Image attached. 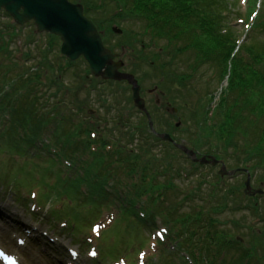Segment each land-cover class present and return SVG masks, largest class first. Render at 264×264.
I'll list each match as a JSON object with an SVG mask.
<instances>
[{"label":"rangeland","instance_id":"374dc122","mask_svg":"<svg viewBox=\"0 0 264 264\" xmlns=\"http://www.w3.org/2000/svg\"><path fill=\"white\" fill-rule=\"evenodd\" d=\"M71 1L81 4L84 2V0ZM228 1L233 3L235 0ZM243 5H247L246 0H240V6ZM230 6L232 9L234 8L232 4ZM114 8V4L105 8L95 6L89 16L92 17L91 20L97 26L106 46L112 49L117 54V58L124 62L125 66L122 70L136 76L141 86V95L145 99L159 131L171 134L177 142L184 143L189 148H196L199 156L211 153L217 155V158L222 160L229 170L245 167L243 161L248 156L245 152L246 149L227 147V150H224L225 146H220V151L211 152L209 143L215 145L217 141L203 126L200 131L201 140L193 139V132L199 128L196 124L200 120H204V112L212 95L217 94L218 100L221 91L219 87L222 86V83L219 82V79H213L212 69L208 65H203L194 78L184 80L188 77L186 65L193 56L189 52L184 54L181 52L171 62L170 58L174 56L169 51L173 50L178 45L177 43H167V41L158 40L157 37L153 38L148 34L144 36V39L141 38L146 33L144 28L147 22L144 24L136 22L137 16L123 20L120 16L111 18L115 14ZM131 13H135V11ZM12 22L13 20L6 12H0V46H7L11 52L8 54L4 49H0V199H2L0 200V248L4 255H16L21 259L22 264H70L68 260L72 259L68 249L73 248L77 253L79 252V260L75 264H191L190 256L188 257L187 253L192 257L190 245L192 238L185 234L178 236L173 224L168 220L165 223L160 216L162 224L174 236V240L171 243L166 240L168 244L159 246V239L156 238L158 234L151 230L154 227L152 219L139 217L142 209L139 210L136 205L143 206L144 199L143 196H137L138 188L134 187L130 170L124 172L118 162H114L117 167L116 171L112 168L114 166H109L110 161L115 160L113 157L115 152L111 151L107 160L90 154L91 151L86 152L84 141L80 137L74 138L69 132V128L73 126L71 123H67L69 124L68 127L66 126L67 128H62V122L55 123L53 118L57 110L55 105L59 103L58 106H61L59 110L62 113L60 112L59 121L77 116L80 120L79 123L83 121L85 129L89 124L92 129L101 130L100 135L103 139L122 140V144L126 146L127 150H131V148L125 143L124 138L129 136V142H134L133 147H137L141 143L144 145L145 151L142 156L145 159L155 157L154 159L158 160L159 158L163 163L172 165V167H168L169 173L165 176H163L165 171L160 169L161 167L158 168L157 180L159 182L171 179L180 187H188L189 183L191 185L198 183L197 186L200 188V184L204 181L191 179L188 182L189 177L185 176L183 172H179V175L177 173L184 164L191 163L190 159L177 148L163 145L162 141L156 138L150 142L134 140L133 134L135 136L138 134V131H133L134 125L130 127L132 132L129 133V130H126L128 129L126 123L122 121L118 123L120 116H128L129 121L135 125L138 124V129L144 135L148 134V124L142 119L131 99L130 87L119 82L103 83L99 81L96 83L97 85L95 84L96 88L91 89L90 92H66L63 85H60L65 83L62 81H66L71 87L76 88L81 82L82 71H88L84 67L87 63L82 58L68 60L61 55L58 43L53 44V39L61 42L60 36L49 34L47 37L46 34L38 33L32 21L14 26L11 25ZM7 26L9 27L6 28ZM2 28L6 30L11 28V31L15 29L18 37L13 38V44L11 43L12 36H9ZM237 28L243 33L245 39L248 33L245 25L238 23ZM115 29L121 31L117 32ZM19 41H22L21 45H19ZM166 53L170 55V58L165 57ZM151 62H153L152 68L149 66ZM58 63L63 67H70L69 70L71 69L67 74H61L60 80L58 71L55 69L58 68ZM47 68L53 89L45 84ZM35 70L37 73L43 72L41 85L37 80L32 79ZM180 79L183 80L182 83ZM227 83L228 81L223 85L226 87ZM73 96H75L77 108H85L83 111H77L75 106L71 105L72 103L65 104L68 100L73 102ZM63 97L67 98L65 102L60 101V98ZM20 107H23L24 114H26V110H33L36 117L42 118V115L45 114L49 118V121L44 125V136L37 140L40 152H34L26 142L28 154L40 155L44 159L55 158L54 151L61 152L60 145H65L61 143L63 141V139L60 140L61 136L67 140L70 139L71 142H77L76 140L83 142L79 147L86 154L88 164L93 166L90 176H95L94 182L102 186V194L107 193V197L110 199L104 203L96 201L92 207L80 204L72 212L70 211V213L81 216V223L85 228L80 227L79 234H72L71 230L64 231L66 228L65 219L57 220L48 213L49 206L46 204L45 198L42 199L41 207L38 208L33 200V194L28 193L27 186H22L17 192V169L14 164L15 160H22L21 156L26 153L22 154L25 150L23 145L19 148L20 150L12 145L15 140L7 134V128L9 125H13L10 122L12 113ZM90 109L95 110L92 115L88 112ZM13 118L15 117L13 116ZM200 125H202L201 122ZM21 132V130H15V137L19 136L20 140ZM95 133H91V136L97 138L98 131ZM115 134H120L119 138H115ZM139 134L141 133L139 132ZM71 146L70 151L73 147ZM11 147L12 150H10ZM72 152L74 150L70 154ZM69 160L71 162L70 157ZM106 161L109 162L106 163ZM209 166L205 171V176H208L206 180L211 182V186L210 182L204 185V192L214 195L213 192L217 189L216 196L219 197L220 194V198L228 200L227 210L216 217L220 218L222 225L231 233L233 239L238 236L243 238V241L237 242L238 245L229 247L226 254L220 257V261L224 260V264H264V197L254 198L257 201L255 202L256 208L250 210L242 208L236 211V207L245 206L241 197L243 196L246 174L239 173L233 177H221L218 175L220 166ZM88 168L90 169V167ZM257 171V175L263 179L258 181V178H253V188L260 186L264 189V163ZM81 172L85 174L83 170ZM83 187V193H88L90 184L87 183ZM95 195L97 197L99 194L95 193ZM176 196L178 197L177 193ZM144 197L146 196L144 195ZM218 202L224 205L223 199H219ZM196 203V201L190 202L192 206ZM133 207L138 211L135 217L137 221L132 217L133 211L130 208ZM189 211H191L189 207L185 206L181 212ZM95 217L96 220L91 222ZM17 219H20L19 222ZM95 222L96 226H94ZM180 237L183 243H181L182 240H179ZM74 238L78 240L82 238L84 242L79 243L80 245L76 244L74 241L78 240ZM144 250L149 255L147 259L140 258L138 255ZM252 250H255V255ZM181 255L185 259H182ZM0 264H3L2 259H0Z\"/></svg>","mask_w":264,"mask_h":264},{"label":"trees","instance_id":"16d2710c","mask_svg":"<svg viewBox=\"0 0 264 264\" xmlns=\"http://www.w3.org/2000/svg\"><path fill=\"white\" fill-rule=\"evenodd\" d=\"M82 3L87 14H90L95 6L105 8L114 4L115 14L111 18L120 16L123 20L137 16L136 22L143 24L147 22L144 28L146 33L141 38L144 39V36L148 34L153 38L157 37L158 40L178 44L173 50L169 51L174 57L170 58L168 53L165 55V57L170 58L171 62L181 52L183 54L189 52L193 58L186 65L188 77L184 80L194 78L203 65H208L212 69L214 77H216V80L219 79V82L228 77L227 86L222 89L218 100L216 95H212L211 101L204 112V120H200L202 125L196 131L194 139L196 141L201 140L200 131L204 127L217 141L215 145L209 143L210 151H220V146H225L224 150H227V147L246 149L245 152L248 156L246 159L244 158L245 160L243 159L244 161L242 160L243 163L250 165L252 173L258 178V181L263 179L257 175V169L261 168L264 163V0H248L245 11L243 6H240V0H235L233 3L228 0H84ZM230 4L234 6L233 9ZM129 9L130 11L127 12ZM233 10L235 11L233 12ZM134 11L135 13H131ZM125 14L130 15L126 16ZM238 23H244L247 27L251 26L242 43L240 41L243 33L237 28ZM5 32L12 36L13 42L14 35H17L15 29L11 31L10 28ZM0 49H4L8 54H11L7 46H0ZM149 66L152 68V62ZM62 67L58 63L56 70L58 71L59 80L60 75L67 74L69 69L64 70ZM33 74V80L40 78V73H37L36 70ZM88 74L89 72H82L83 83L80 84L78 90L86 91L87 88H95V79L89 78ZM181 79L180 82L182 83L183 80L181 81ZM62 82L66 84V81ZM64 84L61 83L60 85H63L66 92L75 90L74 87L70 88V85L65 86ZM47 85L53 89L50 79ZM55 93L54 95H57ZM66 99L63 97L60 98V101L65 102ZM68 101L65 103L66 105L72 103ZM58 104L55 105L57 110L55 116H53L55 123L62 122V128L68 127V122L71 123L73 126L69 128V132L74 138L80 137L84 141V150L86 152L91 151L90 154H94L99 159L106 158L107 160L112 150H104V148L110 141L105 138L96 140L92 137L91 133L94 132L92 126L87 124L85 129L83 121L79 123L80 120L77 116L59 121L61 112L59 107L61 108V106H58ZM72 105L76 107L77 111L82 109L81 107L77 108L76 103ZM22 109L23 107L17 108L12 113L15 118L12 116L10 122L13 125H9L7 134L15 140L12 145H15L18 150H20L21 145L25 147L22 154L29 155L25 146L26 142L34 152H40L37 140L42 139V136H44V125L49 121V118L45 114L42 115V118L36 117L33 110H26V114H24ZM200 122H197L198 126ZM15 130L22 131L19 134L22 137L21 140L19 136L15 137ZM61 139H63L61 143L65 145H60L61 152H57V156L65 159L70 157L78 162L79 164L73 163L71 167L79 165L78 168L80 170L84 169L85 174L76 176L73 181V179L67 178L61 173L62 168H58V174L61 176L58 177L56 182L48 181V174L41 178V186L46 189V198L57 206L58 215L70 213L80 204L92 207L96 201L100 203L108 202L110 199L107 197V193L102 194V186L94 182L95 176L91 175L92 178L90 176L93 166L90 165V169L87 168L88 165L83 166L85 162L81 156H78L77 151L80 150L79 146L83 142L79 140L71 142L70 139L67 140L64 136H61ZM125 143L129 145L130 142ZM97 144L100 145V149L96 148ZM70 146L74 150L71 154ZM129 147L131 150H127L123 144L117 145L116 152L113 155L115 160L110 161L109 166H114L112 168L116 171L117 167L114 162H118L124 172L130 170L129 173L134 180V187L135 189L138 188L137 196H143L144 199L143 206L137 204V207L139 210H144L145 217H151L153 223H155L154 225H156L155 218L161 216L164 222L168 220L174 227L179 228L178 236L183 235V233L190 236L192 238L190 239L192 257L196 259H206L211 255L220 254L223 248L227 247L228 249L233 245L234 239L231 233L222 225L220 218L216 217V215H221V212L227 210V199L220 198V194L217 197L212 193L202 192L200 189L195 190V188L188 190V193L182 192L184 195L182 197L173 180H166L164 183L157 180L158 168L161 167L160 169L167 171L168 167H172V165L170 166L166 162L163 163L162 159H154L155 157L145 159L142 156L143 151H145L142 143L138 151L130 145ZM36 156L42 158L40 155ZM47 159L51 162L57 161L60 163L63 160L61 158ZM108 162L106 161V163ZM17 171L30 173L26 167L20 166L17 167ZM46 171L52 174L51 168H47ZM179 172L182 173L183 171L179 170L178 175ZM195 174L202 178L200 172ZM87 183L90 184V188L88 193L83 194L80 191V186ZM163 188L164 193H174L172 200L163 201V204L168 205V209L161 208V191ZM155 191L159 193L155 195ZM66 192L74 196H64ZM95 193L99 195L96 197ZM241 198L246 205V209H250V206L255 205V202H257L255 199L244 195ZM219 199H223L224 205L218 202ZM195 200H197V203L192 206L190 202ZM185 206L189 207L191 211L181 212ZM130 209L133 211V219L136 220L137 210H135V207ZM77 219L82 221L80 215ZM179 240H182V238L180 237ZM181 243H183V240Z\"/></svg>","mask_w":264,"mask_h":264},{"label":"water","instance_id":"95a60500","mask_svg":"<svg viewBox=\"0 0 264 264\" xmlns=\"http://www.w3.org/2000/svg\"><path fill=\"white\" fill-rule=\"evenodd\" d=\"M5 10L15 21L22 25L33 21L37 31L59 35L62 40V53L71 60L83 56L89 64L91 73L96 77L109 80H127L132 85L133 100L141 110L147 111L145 101L140 96V86L135 76L131 73L120 71L122 61H115L117 57L107 48L94 23L84 15L83 5L72 3L69 0H0V11ZM120 32L119 29H115ZM152 127V122H150ZM153 128V127H152ZM165 139L171 140L168 134H161ZM177 147L195 158V154L183 145ZM212 158V163L217 160ZM204 163L206 160H198ZM236 171H247L237 169L227 171L225 165L222 174L232 175ZM250 175L245 182L246 190L250 194H263L262 189L250 191Z\"/></svg>","mask_w":264,"mask_h":264},{"label":"snow or ice","instance_id":"6c2138e0","mask_svg":"<svg viewBox=\"0 0 264 264\" xmlns=\"http://www.w3.org/2000/svg\"><path fill=\"white\" fill-rule=\"evenodd\" d=\"M0 255H3V253H0Z\"/></svg>","mask_w":264,"mask_h":264},{"label":"bare ground","instance_id":"6f19581e","mask_svg":"<svg viewBox=\"0 0 264 264\" xmlns=\"http://www.w3.org/2000/svg\"><path fill=\"white\" fill-rule=\"evenodd\" d=\"M16 220V219H15Z\"/></svg>","mask_w":264,"mask_h":264}]
</instances>
